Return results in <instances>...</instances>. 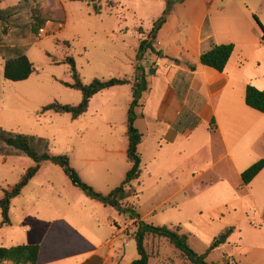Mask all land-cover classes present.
<instances>
[{
  "label": "rangeland",
  "instance_id": "obj_1",
  "mask_svg": "<svg viewBox=\"0 0 264 264\" xmlns=\"http://www.w3.org/2000/svg\"><path fill=\"white\" fill-rule=\"evenodd\" d=\"M168 1L175 0L31 1L14 19L5 41L23 49L37 71L24 81L7 80L5 60L0 56V131L46 139L49 153L69 155L72 167L98 192L109 194L121 185L131 168L126 152L131 87L103 91L95 97L91 109L77 119L69 113L43 111V107L54 101L63 104L81 101L82 93L64 84L73 81L67 62L70 57L75 59L86 84L95 78L133 77L141 40L151 32ZM254 1L249 0L250 4ZM18 2L15 0L12 5ZM223 3L220 0L218 5ZM95 4L101 7L100 12ZM231 8H236L235 2L228 9ZM33 14L47 19L39 33L32 30ZM142 30L148 34L143 36ZM206 143L204 136L193 142L192 150L202 149L205 156L202 161L192 157L186 163L194 171L216 164L211 152L203 151ZM142 150L145 154L142 175L122 196V202L134 210L120 215V220L133 222L130 214H139L142 220L155 226L179 227L180 233L188 236L190 247L199 254H205L216 236L234 226L228 242L209 253L206 260L210 264H264V188L258 195L262 201L258 209L246 189L227 188L220 181L198 196L190 195V190L180 188L181 184L191 174L200 173H165L168 167L182 165L180 160L163 167L162 173H147L156 165L153 156L157 153L154 154L152 145L150 150L145 146ZM33 165L35 162L29 156L0 155V198ZM214 174L206 173L197 181L205 182ZM203 185L199 183L197 187ZM93 202L96 200L73 186L60 166L45 160L22 195L12 200L11 225L2 224L0 207V245L9 247L15 240L28 244L42 240L26 239L24 227H30V235H36L47 232L56 219L93 225L94 219L108 218L111 211H116L102 204L96 209ZM104 229L90 228L92 236L101 238L107 235ZM2 231L6 234H1ZM146 245L150 264H192L165 238L148 236ZM117 249L138 252L135 238L119 240Z\"/></svg>",
  "mask_w": 264,
  "mask_h": 264
},
{
  "label": "crops",
  "instance_id": "obj_2",
  "mask_svg": "<svg viewBox=\"0 0 264 264\" xmlns=\"http://www.w3.org/2000/svg\"><path fill=\"white\" fill-rule=\"evenodd\" d=\"M14 1L6 0L0 8H6ZM221 1L223 6L218 5L220 0L177 3L154 41V47L161 54L146 53L144 65L154 72L148 73L149 88L143 94L142 106L137 109L135 124L143 133L139 152L142 163L144 146L150 150L152 145L154 154L157 153L153 156L156 165L147 173H162L161 169L171 166L174 160H180L182 165L168 167L165 173H200L191 174L181 184L180 188L190 190V195L198 196L220 181L227 188L246 189L258 209V204L262 203L258 195L264 188V169L247 185L242 182V173L264 159V113L245 101L248 85L264 90L263 29L255 19L257 16L264 26V0H255L253 4L249 0ZM234 2L236 8L228 9ZM142 31L143 36L148 34ZM228 43H233L235 49L224 71L200 63L203 51L213 44ZM189 63L197 64L196 70H192ZM122 86H130L132 90V84ZM116 87L120 86L105 90ZM105 90L91 99L90 109L95 97ZM201 136L207 139V148L203 151L211 152L216 164H209L198 172L186 163L192 157L196 161L205 159L202 149L192 150L194 140ZM206 173L215 174L205 182H198ZM199 183L205 185L198 188ZM96 202H93L96 209L99 204L111 207ZM120 215L123 214L117 210L111 211L108 218L94 219L93 225L56 219L47 232L36 235H30V227L23 230L26 239H42L34 242L40 245L38 264H130L139 257L138 252L120 251L117 244L124 237L133 239L138 223L136 220L122 221ZM91 227L97 231L105 228L107 235L102 238L92 236ZM13 243L11 246L28 244L18 240Z\"/></svg>",
  "mask_w": 264,
  "mask_h": 264
},
{
  "label": "trees",
  "instance_id": "obj_3",
  "mask_svg": "<svg viewBox=\"0 0 264 264\" xmlns=\"http://www.w3.org/2000/svg\"><path fill=\"white\" fill-rule=\"evenodd\" d=\"M4 0H0V3ZM31 1L37 0H19L17 5L0 8V56L5 60L4 76L7 80L19 82L30 78L37 71L34 63L30 60L26 52L20 47L10 46L6 44L5 38L10 33V28L14 23L17 15L28 6ZM184 0L168 1L167 7L160 18L155 21L154 27L149 32L148 36L141 40L137 54L136 72L133 79L130 78H110L102 80L95 78L91 83L83 82L81 74L77 68L74 58H68L67 62L71 68L73 81L64 82L70 88L79 90L82 93V99L78 104H63L58 101L49 103L43 107V111H54L57 113H69L72 118L77 119L88 111L91 99L102 90L114 86H122L132 84V101L130 103L127 114V138L128 149L127 159L131 164V168L126 174L125 180L113 189L109 194L98 192L90 184L86 183L72 167L69 155H52L48 151V141L44 138L36 136L14 133L2 129L0 131V155L1 156H29L35 162V165L30 167L24 174L22 180L10 190H6L4 196L0 198V207L2 212V224H11L10 209L12 199L21 195L25 186L40 170L41 163L49 160L60 166L64 173L68 176L71 183L82 190L88 197L96 199L106 206L115 208L121 214H126L133 207L125 205L122 202V196L126 192L129 185L134 180L140 178L142 172V157L139 152V145L142 142L143 133L136 126L138 107L142 106L141 100L143 94L148 90V73L144 60L146 53L151 51L158 55L161 51H157L154 47V41L161 27L166 23L168 17L177 3H182ZM95 9L100 12L101 7L95 4ZM34 23L32 30L39 33L40 28L46 23L47 19L39 14H33ZM255 19L259 22L263 29L264 26L259 21L257 16ZM235 46L233 43L228 44H213L209 49L202 52L200 63L205 66L212 67L218 71H224L226 68ZM179 63V59H173ZM192 70H196L197 64L189 63ZM246 104L260 112L264 113V90L258 89L254 85H248L245 95ZM264 169V159H261L242 173V182L244 185L249 184L258 173ZM132 219L138 223L137 230L134 233V238L137 242L139 257L133 260L130 264H150L151 255L147 249L146 241L148 236L165 238L168 242L178 249L181 254L192 264H210L206 258L209 253L218 247L226 244L229 237L235 231V227H229L222 234L216 236L205 254H199L194 251L189 243L188 236L180 233L179 227L155 226L144 220H140V215L130 214ZM40 254L39 244H19L10 247L0 246V264L12 262L13 264H38Z\"/></svg>",
  "mask_w": 264,
  "mask_h": 264
},
{
  "label": "water",
  "instance_id": "obj_4",
  "mask_svg": "<svg viewBox=\"0 0 264 264\" xmlns=\"http://www.w3.org/2000/svg\"><path fill=\"white\" fill-rule=\"evenodd\" d=\"M147 64L149 65L150 64V62L149 61H147ZM154 71H152V70H150V73H153Z\"/></svg>",
  "mask_w": 264,
  "mask_h": 264
},
{
  "label": "built area",
  "instance_id": "obj_5",
  "mask_svg": "<svg viewBox=\"0 0 264 264\" xmlns=\"http://www.w3.org/2000/svg\"><path fill=\"white\" fill-rule=\"evenodd\" d=\"M41 32H44V28L41 29Z\"/></svg>",
  "mask_w": 264,
  "mask_h": 264
}]
</instances>
